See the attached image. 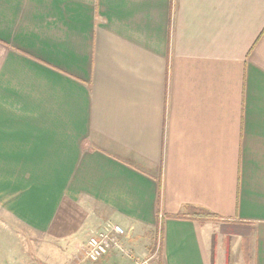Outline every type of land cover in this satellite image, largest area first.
<instances>
[{
	"label": "crops",
	"instance_id": "1",
	"mask_svg": "<svg viewBox=\"0 0 264 264\" xmlns=\"http://www.w3.org/2000/svg\"><path fill=\"white\" fill-rule=\"evenodd\" d=\"M68 215L264 264V0H0V237Z\"/></svg>",
	"mask_w": 264,
	"mask_h": 264
},
{
	"label": "rangeland",
	"instance_id": "2",
	"mask_svg": "<svg viewBox=\"0 0 264 264\" xmlns=\"http://www.w3.org/2000/svg\"><path fill=\"white\" fill-rule=\"evenodd\" d=\"M68 216L69 219L67 220H63V216L56 220L53 227V231H56L57 234L55 237L36 234L27 226L16 222H7L10 229L19 232L20 236L17 238L15 235H11V230H8L9 237H0V243L4 245L2 247L3 252H0V264H131L132 258L134 261L137 260L138 257L132 256L124 246L131 259L125 258V255L121 253L118 255L120 251H112L98 262H81L78 259L80 247L89 236L98 232L106 221L96 223L86 221L85 224H82L75 216ZM107 222L112 223L111 221ZM124 231H126L125 228ZM68 233L71 235L66 237ZM155 245L156 249L153 254L156 257L159 252V243ZM20 246L22 251L17 248ZM15 250L16 252H14ZM20 256L21 259H19Z\"/></svg>",
	"mask_w": 264,
	"mask_h": 264
},
{
	"label": "built area",
	"instance_id": "3",
	"mask_svg": "<svg viewBox=\"0 0 264 264\" xmlns=\"http://www.w3.org/2000/svg\"><path fill=\"white\" fill-rule=\"evenodd\" d=\"M125 235L122 227L106 222L103 227L87 238L78 252L81 262L95 263L112 251H121L120 238ZM155 254L149 253L135 264H152Z\"/></svg>",
	"mask_w": 264,
	"mask_h": 264
},
{
	"label": "trees",
	"instance_id": "4",
	"mask_svg": "<svg viewBox=\"0 0 264 264\" xmlns=\"http://www.w3.org/2000/svg\"><path fill=\"white\" fill-rule=\"evenodd\" d=\"M196 216H200V214H196ZM185 217H188L190 219H193L194 218L193 216H186V215H183V216H181L179 218H185ZM210 217L215 218L214 216H211V215H210Z\"/></svg>",
	"mask_w": 264,
	"mask_h": 264
}]
</instances>
